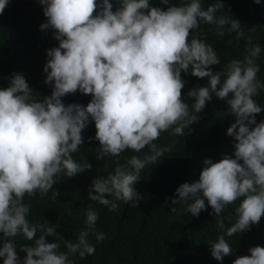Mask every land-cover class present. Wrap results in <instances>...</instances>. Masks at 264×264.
<instances>
[{
    "label": "clouds",
    "instance_id": "clouds-1",
    "mask_svg": "<svg viewBox=\"0 0 264 264\" xmlns=\"http://www.w3.org/2000/svg\"><path fill=\"white\" fill-rule=\"evenodd\" d=\"M257 5L261 0H253ZM8 0H0V13ZM46 22L42 31L53 30L58 46L46 49L43 83L51 94L37 99L22 73H12L9 86L0 90V258L3 264H74L70 258L91 256L96 248L90 234L102 242L106 236L97 232L99 213L89 207L85 228L75 242L59 235L58 224L45 220L31 223L30 204L24 198L37 193L57 200L53 185L61 174L72 178L92 165L73 159L84 143L83 130L94 122L99 142L97 160L118 158L126 150L148 152L141 158L132 155L121 165L116 160L114 172L97 175L88 187L87 198L116 211L122 201L139 205L141 196L134 185L147 165H156L170 151L160 147L161 134L172 130L173 136H185V129L198 123L199 113L213 96L227 105L225 115L234 117L227 135L234 138L233 153L214 162L203 160L198 180L185 182L175 189L172 205L186 204L185 212L199 216L210 206L216 225L223 234L210 243L212 258L222 261L232 254L225 236L250 230L264 216V120L256 122L262 111L254 97L264 90L257 78V59L261 47L246 36L243 25L232 16L217 15L221 0L202 7V0H181L171 4L161 0L166 9L150 6L149 0H118L113 11L110 0H39ZM201 23L214 25V32L224 36L236 33L246 41L242 59H232L219 71L212 45L201 38ZM196 30L189 42V36ZM251 30V29H249ZM232 41H229L231 43ZM181 73L207 78V86L187 92L191 104L182 99L185 82ZM80 92L90 95L87 105L62 98ZM175 143V141H173ZM242 161V163H240ZM107 197V198H106ZM108 197H113L109 199ZM242 198V199H241ZM168 197L165 198L167 201ZM241 200L235 208L236 221L225 229L221 213ZM189 201H191L189 203ZM70 211V210H69ZM172 213L176 208L172 207ZM40 233L37 236V233ZM24 244L17 255L15 237ZM47 237L56 239L49 242ZM63 245L66 251H61ZM233 264H264V247L248 249Z\"/></svg>",
    "mask_w": 264,
    "mask_h": 264
},
{
    "label": "trees",
    "instance_id": "trees-1",
    "mask_svg": "<svg viewBox=\"0 0 264 264\" xmlns=\"http://www.w3.org/2000/svg\"><path fill=\"white\" fill-rule=\"evenodd\" d=\"M180 2L181 0H170L171 4ZM214 2L216 0H202V7L206 8ZM221 2L224 9L217 15L232 16L238 20L243 25L245 35L251 36L253 42L260 45L261 53L257 59L260 71L257 78L264 82V0L259 5L253 0ZM110 3L115 11L118 0H110ZM149 3L150 6L162 9L167 7L161 0H149ZM44 22L46 17L39 0H8L0 13V90L9 86L12 73H22L37 99L51 94V88L43 83V66L47 62L45 50L57 47L58 41L53 38V30H40L39 26ZM214 27L201 23L199 32L201 38L213 46L220 58L219 65L211 66L213 71H219L228 61L243 58L246 41L237 40L234 32L229 34L226 31L224 36H218ZM194 35L196 30L190 34L189 42ZM181 77L185 82L182 99L191 104L193 101L188 99L187 92L196 86H207V78L199 79L190 73H181ZM254 99L262 106V111L256 115V122L259 123L264 120V90ZM62 100L65 105H87L91 96L76 92ZM226 111V103L213 96L198 114L200 121L190 125L191 130L185 129L184 137L171 135V129L162 133L155 143L160 147L170 146V151L161 157L158 164L147 165L141 171L140 180L134 185L141 196L139 205L114 201L119 204L114 212L87 198L91 181L97 175L107 176L113 173L117 159L123 165L132 155L142 158L148 148L140 153L126 150L118 158L97 160L95 157L99 152V142L89 140L95 136L94 122H90L82 132L84 143L73 154V159L78 163L89 162L92 169L68 179L61 174L60 182L53 185V189L60 193L55 201L49 198L51 191L49 196L43 198L39 193L31 198L26 195L24 203L31 206L27 219L37 224L44 223L45 220L58 224L59 235L75 242L79 232L85 228V211L89 207L97 211L99 218L95 229L103 232L106 238L98 243L95 235L90 234L89 240L95 245V253L83 259L79 254L70 257L74 264H233L237 257L250 255V247H264V216L250 230L232 237L225 236L233 252L222 261H216L211 256L209 245L223 232L216 225L217 218L210 215L212 210L207 206V201L206 210L195 217L185 212L186 204L183 202L171 204V199L176 198L175 189L180 184L198 180L204 159L211 158L216 162L224 154L232 155L235 141L227 135V129L234 123V117L225 115ZM166 197L170 199L166 201ZM108 198L114 200L113 197ZM240 202L241 200H237L221 213L225 229L235 223L237 217L234 210ZM172 207L176 208L175 213L170 211ZM39 234L38 232L37 236ZM14 239L17 255L23 261L26 254L20 251L21 246L31 245L33 242L24 240L22 236ZM46 239L52 242L56 238ZM2 242L0 238V245ZM61 251H66L63 245ZM0 264H3V258H0Z\"/></svg>",
    "mask_w": 264,
    "mask_h": 264
}]
</instances>
